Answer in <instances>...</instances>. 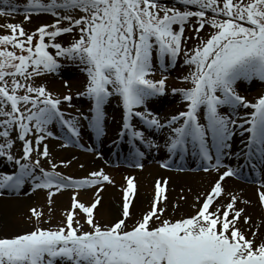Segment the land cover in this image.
Segmentation results:
<instances>
[{
  "label": "snow or ice",
  "instance_id": "1",
  "mask_svg": "<svg viewBox=\"0 0 264 264\" xmlns=\"http://www.w3.org/2000/svg\"><path fill=\"white\" fill-rule=\"evenodd\" d=\"M3 4L7 7H0V13L11 14L23 7L57 19L32 33L21 24H8L11 33L0 35V156L18 166L0 173V189L19 191L31 182L33 189H49L51 197L53 191L65 188H102L103 182L111 180L103 169L77 179L56 171L54 163L51 170L40 167V157L49 156L47 144L41 150V142L54 135L49 126L55 124L68 143L80 144L81 121L97 139L103 137L106 106L113 98L123 109L117 138H128L134 166L143 167L139 162L144 156L142 145L159 147L146 130L167 128L164 146L169 161L176 156L183 161L190 154L207 162L219 178L195 215L176 220H160L164 208L158 205L166 196L158 180L151 208L132 227L126 224L136 190L131 178L124 190L122 218L111 226L102 227L94 219L99 195L86 205L74 192L62 226H37L0 237V264H264V240L257 243L256 231L249 238L239 226L241 219L247 223L251 218L243 215L244 208L236 207L238 197L226 192L222 183L244 167H264V95L253 102L238 90L241 83L253 79L264 82V0H171L170 4L162 0H28L25 5L3 0ZM206 26L209 32L204 38L201 30ZM186 28L199 40L192 48L187 47L191 37L185 35ZM65 33H76L78 38L67 46L55 42ZM181 55L189 72L180 79L190 86L172 92L181 94L186 108L161 122L148 104L165 94L167 77L151 76L158 69L166 72L174 67ZM60 57L78 62L86 74L84 91L76 93L90 101L86 113L65 112L60 105H71L72 94L54 96L46 85L35 82L43 74L58 73L63 66ZM241 108L253 110L241 117ZM133 118H139L142 127ZM237 134L244 137L242 147L233 151ZM17 139L22 142L19 157L11 151ZM230 157H243L244 164L235 168L224 164ZM169 161L163 166L168 167ZM223 196L229 197L226 206ZM259 197L264 202V191ZM76 208L86 214L91 230H83L74 219ZM32 211L39 221L42 213ZM155 221L159 223L153 226Z\"/></svg>",
  "mask_w": 264,
  "mask_h": 264
},
{
  "label": "bare ground",
  "instance_id": "2",
  "mask_svg": "<svg viewBox=\"0 0 264 264\" xmlns=\"http://www.w3.org/2000/svg\"><path fill=\"white\" fill-rule=\"evenodd\" d=\"M23 13L24 12H19L18 10L11 14L0 13V19L6 22L20 20L26 15V13ZM50 79L52 85H59L58 79L53 76H51ZM168 83H171V80ZM58 88L61 90L60 85ZM251 88L252 85L249 84L246 88H242L241 90L248 96V99L254 101L262 94L259 90L251 91ZM79 100L80 99H76L74 101L76 102L74 103V108H77V104H80ZM117 105L118 104H115V112H117L115 117L118 116V111L120 110ZM83 106V108L79 106L78 111L74 109L73 106H68L69 112L67 113L75 114L77 111L78 115L79 111H86V105ZM183 106H186V102L182 100L181 94L171 92L165 94L163 97L151 100L148 104L149 109L159 116L161 122L170 118L173 110ZM224 110L227 111V109ZM115 123V118H108L106 120V124L109 126L108 137L104 135L98 141H96L91 134L92 131L87 128L86 125H83L80 144L68 143L63 138L62 130L59 126L53 124L49 126V130L52 131L54 135L46 137L50 145L48 148L49 156H41L40 158L43 163L49 160L51 165L53 163L56 164L58 169L64 170L68 176L74 178L89 176L90 173L99 171L100 169H103L106 174L109 173L111 180L107 183H103V187L100 188L102 190H99V192H97L99 188L97 185L92 189L80 192V197H82L83 201H87L91 198L90 202L92 203L95 201L97 195L100 196V203L94 209V215L98 221H101V224H113L122 218L124 190L127 188L128 178L133 180L136 185V190L135 195L131 197V215L126 219V224L137 219L139 212L147 205V199L151 188H153L152 201L154 200V188L156 189L158 180L165 188V192L162 195L166 196V200L162 199L158 207H163L166 215L183 213L187 217L190 211L193 210L196 212L205 198V195L219 178L218 173L215 170L192 172V168L196 167L198 162L197 158L190 154L186 155L183 161H181L179 157H173L169 161V153L164 146L167 128L160 131L146 130L147 134L152 139L157 138V141L161 142V145L158 148L155 146L148 147L147 145H142L144 156L140 158L139 162L143 164V167L136 168L134 166L133 161L130 159L131 149H129L127 145L117 155V159L121 164L113 167L112 153L110 152L113 145L110 147L108 140H112V138L115 137L114 135H116L117 128L116 125H114ZM243 138L244 137L240 134L233 137V151L242 147L241 141ZM78 145H83L82 147L87 148L90 152L76 149ZM97 153H100V155ZM1 160L5 166L11 164L5 157H2ZM160 160L163 162L169 161V164L173 163L174 167L185 168V171L166 170L159 166V163L157 164ZM61 161H64V163H61ZM165 180L167 181L166 184H164ZM249 180L250 182L247 183L239 182L234 178H227L222 183L226 192L232 193L238 197L236 207L244 208L245 212L243 215H247L251 218L247 223L241 219L239 226L242 230H245L249 238H251L252 232L256 231V242L259 243L261 240H264V202H262L259 197V193L264 191V184H262V181H264V167H261L256 174H251ZM110 185H112V187ZM2 192L3 194L0 195V229L1 231L6 229L15 231L17 229V224L11 215L19 212V207H22L20 205L27 201L28 196L22 198V196L26 194L21 195L20 192L16 195H9L3 189ZM67 193L68 191L63 190L60 191L57 196L65 200ZM197 197H200V200H197ZM220 199H222L225 206L229 202V197L227 196H223ZM150 208L151 207H149V209ZM111 220L115 221L110 223Z\"/></svg>",
  "mask_w": 264,
  "mask_h": 264
},
{
  "label": "rangeland",
  "instance_id": "3",
  "mask_svg": "<svg viewBox=\"0 0 264 264\" xmlns=\"http://www.w3.org/2000/svg\"><path fill=\"white\" fill-rule=\"evenodd\" d=\"M11 2L18 4V5H25L28 2V0H11ZM0 6L7 7L6 5L3 4V0H0ZM19 10H20L19 12L24 11L23 14L26 13V15H24L23 18H21L20 20H14V21L6 22L5 20L0 19V35L11 33V29L9 27H7L8 24H21L23 26L25 32L32 33L35 31V29L40 27L42 24L53 25L54 20L57 19V17H55L51 13H47V12H39V13L26 12L23 7H20ZM26 16H30V19H26L25 18ZM62 25L67 26V22L62 21ZM49 30H54V29L50 28ZM208 32H209V29L206 26V28L204 30H201V36H203L204 38H207ZM185 35L188 37H191V39H189L187 41V47L188 48H192L197 43H199V40L196 38L194 32L190 28H186ZM74 38H78L76 33H71V34L65 33V34H61V35L57 36L55 38V42H59L65 46H67L68 44H70L72 42V40ZM47 39L48 38H46V40ZM49 51H52L53 53H55L56 50L54 48L50 47ZM60 60H61V64L63 65L61 67L60 71L58 73H46V74L41 75L39 78L36 79V81H35L36 84L46 85L48 90L51 91L54 94V96L55 95H67L70 92L72 94V97H73V99L71 101V105H69L67 102H62L60 105V107L65 112H69L68 106L69 107L73 106V108L75 107L74 103H76V102H74V101L76 99H80L79 100L80 104H77L78 107L74 108V109H76L78 111L79 106L83 108L84 107L83 105H86V110H88L90 107V101L88 100V98L85 96H77L76 95V93L84 91V85L86 82V74L82 71V66L79 65L78 62L70 61L64 57H60ZM188 72H189V67L183 63V56L181 55V57L178 58L174 67H170L168 69V71H166V72H162L158 69L151 76V78L158 80L161 77L159 75V73L166 74V76H168L167 77L168 82H170V80H171V83H169L171 85V87L179 89V88H184V87L190 86L188 82H185L182 79H180V77L187 75ZM51 76H53L54 78L59 80V85L61 86V90H59V88H58L59 85L57 86V85L51 84V79H50ZM65 81H67V84H65ZM249 84L252 85V88L250 89L251 91L252 90L253 91L259 90L260 93H262V94L264 93V82H261L258 79H253V81H251L250 83H241V85L238 89L239 92L242 94L241 89L246 88V86ZM115 104H118L117 105L118 108L121 107V109L118 111V116L116 117V119L118 121L117 124L119 125V123L121 124V121H122L121 118L123 115L122 105L119 103V101L117 99L113 98L110 101V103L106 106V111H107V116H109V117L115 116L117 114V112H115V109H116ZM185 107L186 106L176 108L175 110L172 111L171 114L179 113L180 111H183V109ZM82 112L86 113V111H82ZM79 113H81V111H79ZM81 124H82V121H81ZM43 144H47L48 148L50 146L47 139H45L44 141L41 142V149H42ZM11 151H12V154L17 156V157L22 156L23 155L22 142H20L17 139V142L13 146ZM35 157H36V154L34 153L33 159H35ZM15 166L16 165L13 162L11 168L14 169ZM40 167L44 168L45 170H51V163H49V160H46L42 164V161L40 159ZM56 171L64 174L65 176L67 175L64 170L58 169L57 167H56ZM107 175H109V173ZM107 182H105V183H107ZM29 186H30L31 191H29V193H27L26 195L22 196V198L28 196L27 201L24 202L22 205H20L22 207L18 206L19 207L18 213H14L11 215L13 217V219L15 220V223L17 224V229L15 231L9 230V229L1 231V229H0V237H5V236L10 237L13 235L20 234L22 232L31 231L37 226L43 227V228H56V227L62 226L63 223L65 222L66 211L70 210L72 208L73 193L74 192L77 193L76 198L79 199L81 202H83L86 205H90V204H92V202H90L91 198L87 201H83L82 197H80V192L92 189L96 185H91V186H87L85 188H79V189H77V188L68 189L67 188L66 191H68V193H67L65 200L58 198L57 195L60 192L53 191L52 195L50 197L49 196V191H50L49 189H45V188L33 189V187L31 186V183H29ZM110 186L112 187V185H110ZM99 190H102V189L99 188ZM152 195H153V188H151L149 197L147 199V205L139 212V214L137 215V219H135L134 221L127 224L129 227H132L136 222H138L142 218V216L145 213H147L149 211V207L152 206V202H151L152 201ZM49 200H51V203H49ZM33 209H35L37 212L42 213V215L39 217V221L37 220L36 215H34V213L32 211ZM75 212L77 213V215L74 219L79 220V223L81 225H83V230H85V231L91 230L90 226L85 222V215L86 214L79 208H76ZM194 212L195 211L192 210L187 215H189V216L191 214L195 215ZM93 215H94V213H93ZM159 215H160V220L169 219V218L172 220H176V219H180L183 216H185L183 213H178L175 215H166L165 212H163V214H159ZM94 219L102 227L112 225V224H101V221H98L96 219L95 215H94ZM113 221H115V220H111L110 223H112ZM158 223H159V221H155L153 226H155Z\"/></svg>",
  "mask_w": 264,
  "mask_h": 264
}]
</instances>
